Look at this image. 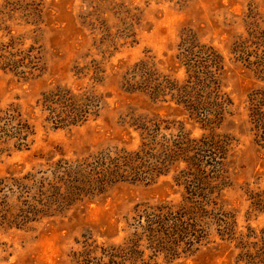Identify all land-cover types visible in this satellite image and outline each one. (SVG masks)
I'll list each match as a JSON object with an SVG mask.
<instances>
[{"label":"rangeland","instance_id":"rangeland-1","mask_svg":"<svg viewBox=\"0 0 264 264\" xmlns=\"http://www.w3.org/2000/svg\"><path fill=\"white\" fill-rule=\"evenodd\" d=\"M188 32L219 56L221 89L231 101V115L216 130L232 139L220 201L238 232L264 227V213L251 212L248 200L249 192L264 191V151L248 122L249 99L264 90V78L235 54L241 43L250 61L264 54V0H0V56L30 54L35 65L24 80L0 62V111L15 107L30 127L24 141L0 138V264H245L218 239L173 260L149 249L142 256L116 252L137 205L181 199L171 172L150 184H116L81 203L52 202L64 163L138 148L133 119L184 118L168 92L156 101L138 90V64L148 60L160 80L181 83L186 73L176 57ZM56 87L100 96L97 114L52 127L38 101Z\"/></svg>","mask_w":264,"mask_h":264},{"label":"trees","instance_id":"trees-1","mask_svg":"<svg viewBox=\"0 0 264 264\" xmlns=\"http://www.w3.org/2000/svg\"><path fill=\"white\" fill-rule=\"evenodd\" d=\"M178 49L176 58L185 68V79L181 83L160 80L147 60L138 64V90L154 100L168 92L184 118L141 115L133 119L129 126L138 131V148L107 149L78 163H64L55 181L62 189L53 187L52 202H60L61 206L81 203L116 184H150L171 172L173 182L181 189V199L137 205L127 223L130 233L123 248L116 252L126 256L138 251L142 256L149 249L153 257L162 254L173 260L192 256L218 239L238 251L236 262L264 264V227L259 231L247 227L245 234L238 232L234 214L226 211L220 201L228 180L226 161L232 140L216 132L231 115V101L221 89L220 58L212 48L200 45L191 32L183 35ZM235 54L247 69L254 68L250 71L257 78H264V54L250 61L251 55L242 43ZM32 58L26 54L15 59L8 54L1 55L0 62L25 80L35 69ZM99 97L88 90L73 92L56 87L43 92L38 105L45 113L44 121L61 128L95 116ZM249 100L250 131L254 144L264 151V90H257ZM195 126L201 130L198 135L192 133ZM29 129L15 107L0 111V138L12 137L21 142ZM248 200L251 212L264 213V191L249 192Z\"/></svg>","mask_w":264,"mask_h":264}]
</instances>
